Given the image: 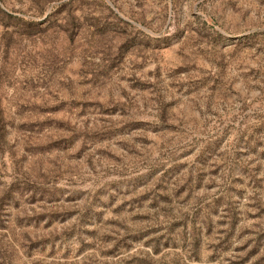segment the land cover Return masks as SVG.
Segmentation results:
<instances>
[{"label": "rangeland", "instance_id": "rangeland-1", "mask_svg": "<svg viewBox=\"0 0 264 264\" xmlns=\"http://www.w3.org/2000/svg\"><path fill=\"white\" fill-rule=\"evenodd\" d=\"M0 264H264V0H0Z\"/></svg>", "mask_w": 264, "mask_h": 264}]
</instances>
